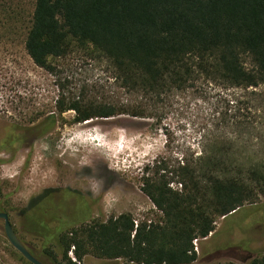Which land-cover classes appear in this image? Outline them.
Wrapping results in <instances>:
<instances>
[{"label": "trees", "instance_id": "1", "mask_svg": "<svg viewBox=\"0 0 264 264\" xmlns=\"http://www.w3.org/2000/svg\"><path fill=\"white\" fill-rule=\"evenodd\" d=\"M25 1L0 0V30L21 32V24L35 65L52 71L53 60L75 48L92 49L107 60L122 91L120 103L62 95L55 108L74 111L75 124L120 115L161 119L176 95L201 80L244 89L264 84V0H30L32 11L23 15ZM56 122L50 114L36 128L48 134ZM247 124L240 117L226 122ZM218 138L213 152L184 165L156 160L146 168L142 191L161 212L159 220L136 223L130 214L98 222L47 218L65 211L67 199L56 201L50 189L54 193L33 198L19 212L20 239L46 264H82L87 255L132 264L196 262L194 240L215 232L218 218L255 204L253 183L264 195V164L235 158L231 140ZM7 205L0 201V211L8 212ZM249 264H264V254Z\"/></svg>", "mask_w": 264, "mask_h": 264}, {"label": "rangeland", "instance_id": "2", "mask_svg": "<svg viewBox=\"0 0 264 264\" xmlns=\"http://www.w3.org/2000/svg\"><path fill=\"white\" fill-rule=\"evenodd\" d=\"M23 9V15L32 11L30 0ZM18 26L21 32L0 30V148L10 125L38 124L50 114L57 121L51 132L32 138L26 147L15 145L11 152L1 153L6 162L0 165V201L8 204L18 231L17 212L46 190L60 188L97 202L92 221L122 214H130L136 223L157 221L162 214L142 191L146 168L156 160L171 167L184 165L205 151L211 153L216 134L220 143L231 140L235 158L264 164V84L244 89L201 80L194 89L176 95L161 119L120 115L75 124L74 111L60 114L55 108L62 95L123 102L107 60L92 49L75 48L53 60V70L47 71L28 56L22 25ZM238 117L251 124L226 126ZM252 187L256 203L218 218L216 231L198 239L199 257L192 264H249L264 254V195L256 183ZM21 256L0 221V264H29ZM69 256L75 260L72 252ZM82 264L132 263L87 255Z\"/></svg>", "mask_w": 264, "mask_h": 264}, {"label": "flooded vegetation", "instance_id": "3", "mask_svg": "<svg viewBox=\"0 0 264 264\" xmlns=\"http://www.w3.org/2000/svg\"><path fill=\"white\" fill-rule=\"evenodd\" d=\"M36 126H37V124H31V123H29L28 126L10 125L8 127V131H9L8 137L3 140V143H2L1 148H0V156H1L2 152H5V153L11 152L12 147H14L15 145H17L19 149H22V147H26V145H29V143H26L27 141H31V140H33L32 138H38V137L46 134V133L42 134L43 129L42 128H36ZM12 155H13L12 157H14V154H12ZM5 162H6V160L0 158V165L4 164ZM27 165H28V162H26L25 167ZM66 189L67 190L69 189L70 192H67V191L64 192V190H66ZM47 191L48 190L43 192L41 195H45L44 197H47L50 195V193L53 192L52 191V192L47 193ZM54 192H57V193H55L56 196L58 195L60 197V198H57V200H56L58 202L60 200L64 201L63 198H65V197L67 198L65 211H60L58 213L49 214V216H47V218L59 219V220H74V219L75 220L76 219L92 220L91 209L96 205L97 202L90 201L88 198H84V197L81 198V197L75 195L73 192H77V191H75L71 188H60V189H56ZM77 193H79V192H77ZM6 198L7 197H5V199ZM32 200L30 201V203L32 202ZM1 202L6 203L5 201H1ZM21 210L22 209H20L17 212L18 217H19V212ZM0 212H3V211H0ZM5 213H7L9 215L10 222H11L15 232L17 233V235L18 236L22 235L23 233L21 231H18V229L15 227V225L11 219L10 213L9 212H5ZM0 221H3V220H0ZM4 231H5V229H4ZM5 235H6V233H5Z\"/></svg>", "mask_w": 264, "mask_h": 264}, {"label": "water", "instance_id": "4", "mask_svg": "<svg viewBox=\"0 0 264 264\" xmlns=\"http://www.w3.org/2000/svg\"><path fill=\"white\" fill-rule=\"evenodd\" d=\"M241 210V209H240ZM239 210V211H240ZM238 211V212H239ZM237 212L234 211L232 214H236ZM225 219V217H223ZM0 220L4 221V229L6 233V237L10 244L30 263L32 264H46L39 259H37L25 246V244L22 242V240L19 238L17 233L15 232L11 222L9 215L5 212H0Z\"/></svg>", "mask_w": 264, "mask_h": 264}, {"label": "built area", "instance_id": "5", "mask_svg": "<svg viewBox=\"0 0 264 264\" xmlns=\"http://www.w3.org/2000/svg\"><path fill=\"white\" fill-rule=\"evenodd\" d=\"M197 243H198V240H195V241H194V245H195V250H196V251L198 250V248H197L198 244H197Z\"/></svg>", "mask_w": 264, "mask_h": 264}]
</instances>
